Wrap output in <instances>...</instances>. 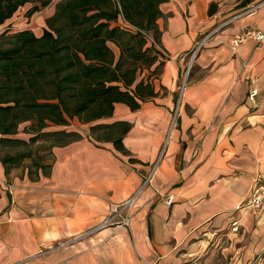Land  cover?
Instances as JSON below:
<instances>
[{
	"label": "crops",
	"instance_id": "0c3cea01",
	"mask_svg": "<svg viewBox=\"0 0 264 264\" xmlns=\"http://www.w3.org/2000/svg\"><path fill=\"white\" fill-rule=\"evenodd\" d=\"M55 1L33 11L25 1L1 25L39 34ZM159 8L167 57L153 78L158 92L136 109L116 102L97 120L130 121L128 156L93 141L72 117L66 127L80 138L52 147L48 174L29 178L27 161L4 173L0 163V264H221L224 254L228 264H250L264 254V200L256 211L242 207L264 184V42H228L245 28L264 32V0H165ZM187 60L194 69L186 77ZM130 197L128 227H99L108 202Z\"/></svg>",
	"mask_w": 264,
	"mask_h": 264
},
{
	"label": "trees",
	"instance_id": "16d2710c",
	"mask_svg": "<svg viewBox=\"0 0 264 264\" xmlns=\"http://www.w3.org/2000/svg\"><path fill=\"white\" fill-rule=\"evenodd\" d=\"M25 1L0 0V24ZM48 1L34 0L29 10ZM162 1L56 0L39 34L9 23L0 27L4 173L27 161L29 178L48 174L52 147L80 138L77 130L66 127L72 117L88 124L93 141L110 142L129 155L122 138L130 121L97 120L109 116L116 102L136 109L158 92L153 78L162 60H157L153 42H159L156 19L163 15ZM109 42L117 46L116 53Z\"/></svg>",
	"mask_w": 264,
	"mask_h": 264
},
{
	"label": "built area",
	"instance_id": "2783aa9c",
	"mask_svg": "<svg viewBox=\"0 0 264 264\" xmlns=\"http://www.w3.org/2000/svg\"><path fill=\"white\" fill-rule=\"evenodd\" d=\"M247 37H252L258 42H264V32H260L253 28H245L243 31L234 34L229 39V46L234 48L239 42L243 41ZM154 43V42H153ZM167 57L161 50V54L157 58L162 60ZM256 93V89H252L249 92V96L251 97ZM263 101H264V94H263ZM264 178V175H263ZM172 198L170 196L165 197L163 202L166 205L171 203ZM264 200V184H254L251 189L249 190V194L242 204V207L250 208L254 211L260 208L261 202ZM133 204V197L127 198L126 200L115 203V202H108L107 203V211L99 224V227L105 226H116V227H128L130 221V210ZM238 219H234L230 223V227L232 230L237 229Z\"/></svg>",
	"mask_w": 264,
	"mask_h": 264
},
{
	"label": "rangeland",
	"instance_id": "374dc122",
	"mask_svg": "<svg viewBox=\"0 0 264 264\" xmlns=\"http://www.w3.org/2000/svg\"><path fill=\"white\" fill-rule=\"evenodd\" d=\"M27 1H31V5L34 3V0H27ZM31 5H30V7H31ZM31 11V10H30ZM33 11V10H32ZM8 26H10V23L9 24H7ZM2 25L0 24V27H1ZM4 28H6V27H4ZM150 38L148 39V41H147V43H150ZM154 45H155V48L157 49V52L159 53V55L161 54V47H160V45L158 44V42H154ZM116 46V45H115ZM117 47V46H116ZM118 49V48H117ZM163 51V50H162ZM164 52V51H163ZM165 53V52H164ZM190 55H194L195 54V50H191L190 52ZM189 66V67H188ZM160 68V67H159ZM194 69V65H193V63H191L190 62V60H187V63H186V65H185V67H184V70H183V72H182V76H188L189 75V73H191L192 72V70ZM196 74H199V71L196 73ZM229 257H230V255H228V254H224L223 255V257L221 258V264H228L229 263ZM264 257V254L263 253H257V254H254L253 255V257H252V259H251V263L250 264H257V262H259V260H260V258H263Z\"/></svg>",
	"mask_w": 264,
	"mask_h": 264
},
{
	"label": "water",
	"instance_id": "95a60500",
	"mask_svg": "<svg viewBox=\"0 0 264 264\" xmlns=\"http://www.w3.org/2000/svg\"><path fill=\"white\" fill-rule=\"evenodd\" d=\"M215 4L214 3H210L209 6H208V10H207V14L210 15L212 14L214 11H215Z\"/></svg>",
	"mask_w": 264,
	"mask_h": 264
}]
</instances>
